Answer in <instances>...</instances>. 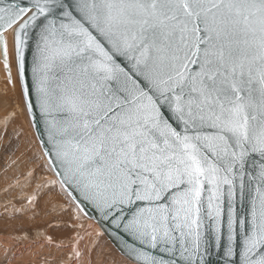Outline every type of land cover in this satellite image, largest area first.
<instances>
[{"label": "snow or ice", "instance_id": "1", "mask_svg": "<svg viewBox=\"0 0 264 264\" xmlns=\"http://www.w3.org/2000/svg\"><path fill=\"white\" fill-rule=\"evenodd\" d=\"M0 63L54 177L24 211L119 264H264V0H0Z\"/></svg>", "mask_w": 264, "mask_h": 264}, {"label": "rangeland", "instance_id": "2", "mask_svg": "<svg viewBox=\"0 0 264 264\" xmlns=\"http://www.w3.org/2000/svg\"><path fill=\"white\" fill-rule=\"evenodd\" d=\"M17 100H20V97L18 99L13 98L12 100H7V97H3V103L0 105V115L7 114L10 110H13L18 118L21 114L16 112V109L21 110V102H18ZM22 123L23 122L21 121V124ZM2 124L3 123L0 121V138L7 134V138L13 146L21 144L24 139L27 142L32 143L33 148L31 149V154L27 157L29 158V162L35 164V167L31 166L28 168L26 163L25 165H22L21 158L23 155H21L19 151L13 152L8 148L3 147V140L0 139V264H15L16 262V264L76 263L81 257L79 253L77 257V253H75L72 248L75 241L78 242L82 238V234L87 230L85 221L87 218L82 213H78L75 206L68 203L66 200H63L65 204L55 202L54 206L47 208L44 212L40 211V207L36 206H33L36 208L35 211H24L25 208L29 207L28 201L36 196L38 189H47L49 182L47 178L49 177V174L52 173L48 171L47 167L44 165L41 151L35 146L36 141H34L35 139H33L31 135H26V137H24L25 134L20 127L12 128L9 125L10 123H7L6 125ZM29 174H31V177H29L30 180L27 177ZM41 175L43 177H41ZM26 179L28 184L25 183ZM27 191L30 193L33 192V196H29ZM28 197L31 198L28 199ZM29 215L35 218L37 217L38 220L36 222L13 224L14 227L9 226L10 224L8 225L6 223L9 218L21 219L20 216H23L22 218H27ZM31 223L34 225H31ZM9 228H11V230H9ZM37 240L39 242H37ZM90 246L87 255L88 261H86V264H99L102 253H110L109 259L111 260L114 258L117 261V264L123 260L119 253L115 252L113 245L105 236H96L94 242ZM8 248L12 250L9 251ZM26 248H30L31 251ZM17 250H19V252ZM5 251L7 253H5ZM13 256L15 257L13 258ZM19 256L23 259H20ZM24 258L25 261H23ZM73 258H75L76 261ZM7 260L9 261L7 262ZM10 260L16 262L13 263L10 262Z\"/></svg>", "mask_w": 264, "mask_h": 264}, {"label": "bare ground", "instance_id": "3", "mask_svg": "<svg viewBox=\"0 0 264 264\" xmlns=\"http://www.w3.org/2000/svg\"><path fill=\"white\" fill-rule=\"evenodd\" d=\"M6 73L4 72V70H3V67H2V63H0V105H2V103H3V101H2V98L3 97H7V100H12L13 98H19L20 97V89H19V85L17 84L15 87H13L11 84H7L6 82ZM5 94V95H4ZM16 100V99H15ZM18 102H21V110H17L16 109V112H18V113H20L21 115L17 118V116H16V114H15V112L13 111V110H10L7 114H1L0 115V121L3 123V124H9L12 128H18V127H20V129L22 130L23 129V132H24V137H26V135H31L32 137H33V139H35L34 138V136H33V129H31L30 128V126H29V123H28V117H27V115H26V113H25V111H24V106H23V103H22V101H21V99L20 100H17ZM21 121L24 123H22L21 124ZM2 124V125H3ZM28 131V132H27ZM35 141V140H34ZM25 142H27L25 139L22 141V143L21 144H23V143H25ZM33 148V147H32ZM28 155H23L22 156V158H21V161H22V165H25V163H26V166L29 168V167H35V164L33 163V162H29L28 161V157H27ZM36 169V168H35ZM31 174H29V176L27 175V177L29 178V177H31L30 176ZM6 176V175H5ZM41 177H43L42 175H41ZM44 177H46V176H44ZM8 178V177H7ZM48 179V181L50 182V181H52L53 179H54V177L52 176V174H49V177L47 178ZM4 180V179H3ZM2 180V181H3ZM29 180H30V178H29ZM1 181V182H2ZM9 181V180H8ZM26 182L25 183H27L28 181H27V179L25 180ZM22 182V181H21ZM4 183V182H3ZM28 184V183H27ZM25 185V184H24ZM16 186V185H15ZM22 186V185H21ZM28 186H30V185H28ZM32 186V185H31ZM27 187V186H26ZM25 187V188H26ZM29 189H30V187H29ZM31 190V189H30ZM32 191V190H31ZM28 192V191H27ZM33 192H34V190H33ZM32 192V193H33ZM29 194V196L31 195V197L33 196V194L32 193H30V192H28ZM15 194V193H14ZM31 197H28V199L29 198H31ZM44 199H48V197H45ZM31 200V199H30ZM29 202V201H28ZM55 202H58V203H64L63 202V200H53L49 205H48V207L47 208H51L52 206H54V204H55ZM65 204V203H64ZM40 209V208H39ZM47 210V209H46ZM41 211V210H40ZM44 212V211H43ZM29 213V212H28ZM27 213V214H28ZM34 214V213H33ZM78 214V213H77ZM32 215V214H31ZM31 215H29V217H27V218H22L23 216H20L21 217V219H13V218H9L7 221H6V223L9 225V226H12V227H14L13 226V224H19V223H23V222H25V223H27V222H36L38 219H37V217L35 218V217H32ZM31 216V217H30ZM83 216V215H82ZM26 217V216H25ZM48 218V217H47ZM41 220V219H40ZM44 220V219H43ZM83 220V219H82ZM48 221V220H47ZM85 221H86V225H87V230H85V232L82 234V238L77 242V241H75V243L73 244V251L75 252V253H77V257H78V253H79V255H80V257L81 258H79L78 259V261L75 263V262H72V263H70V264H86V261H88L87 260V255H88V250H89V247H91L90 245L94 242V240H95V238H96V236H101V230H100V227H99V225L94 221V220H92V219H90V218H87V220L85 219ZM33 223H31V225H32ZM37 224V223H36ZM34 225V224H33ZM1 226V225H0ZM11 227V228H12ZM11 228H9V230H11ZM84 229V228H83ZM8 230V229H7ZM6 233V232H5ZM45 235V234H44ZM92 237V238H91ZM43 238V237H42ZM98 238V237H97ZM44 240V239H43ZM45 241V240H44ZM37 242H39L38 240H37ZM49 242V241H48ZM50 242H52V241H50ZM73 242H74V240H73ZM18 243V242H17ZM89 243H90V245H89ZM25 244H27V243H25ZM36 245V244H35ZM47 245H48V243H47ZM58 245V244H57ZM10 246H11V244H10ZM28 246V245H27ZM36 246H38V245H36ZM56 247V246H55ZM32 248V247H31ZM62 248V247H61ZM6 249V248H5ZM4 249V250H5ZM9 249V248H8ZM14 249V248H13ZM22 249V248H21ZM26 249H28V248H26ZM36 249H39V248H36ZM70 249V248H69ZM78 249H80V250H78ZM92 249V248H91ZM90 249V250H91ZM1 250V249H0ZM12 250V249H11ZM10 249H9V251H11ZM15 250V249H14ZM24 250V249H23ZM22 250V251H23ZM28 250H30V248L28 249ZM77 250H78V252H77ZM111 250V249H110ZM6 251H7V249H6ZM5 251V253H7ZM16 251V250H15ZM14 251V252H15ZM18 252H19V250H17ZM31 251V250H30ZM2 252H3V250H2ZM29 252V251H28ZM37 252V251H36ZM35 252V253H36ZM113 252V251H112ZM116 252V251H115ZM23 253V252H22ZM14 254V253H13ZM25 254V253H24ZM34 254V253H33ZM6 255V254H5ZM20 255V254H19ZM27 255V254H26ZM32 255V254H31ZM21 256H22V254H21ZM33 256V255H32ZM31 256V257H32ZM90 256V255H89ZM15 256H13V258H14ZM20 257V256H19ZM18 257V258H19ZM23 257V256H22ZM22 257H20V259L22 258ZM12 258V257H11ZM27 258V257H26ZM89 258V257H88ZM23 259V258H22ZM29 259H30V256H29ZM32 259V258H31ZM36 259V258H35ZM74 260H75V258H73ZM91 260V259H90ZM9 260H7V262H8ZM15 261V260H14ZM23 261H25V258H24V260ZM76 261V260H75ZM10 262H13V261H11L10 260ZM16 262V261H15ZM15 262H13V263H15ZM20 262V261H19ZM36 262V261H35ZM17 263V262H16ZM15 263V264H16ZM26 263V262H25ZM33 263H34V261H33Z\"/></svg>", "mask_w": 264, "mask_h": 264}, {"label": "water", "instance_id": "4", "mask_svg": "<svg viewBox=\"0 0 264 264\" xmlns=\"http://www.w3.org/2000/svg\"><path fill=\"white\" fill-rule=\"evenodd\" d=\"M34 131V130H33ZM86 218H89V217H87V216H85ZM92 220H94V219H92ZM95 221V220H94ZM96 222V221H95ZM107 239H108V241L112 244V242L110 241V239L107 237V236H105Z\"/></svg>", "mask_w": 264, "mask_h": 264}]
</instances>
